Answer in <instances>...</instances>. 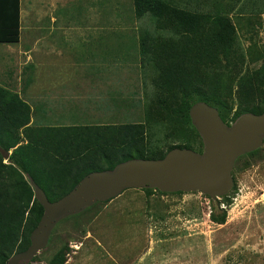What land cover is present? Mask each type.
Here are the masks:
<instances>
[{
	"label": "rangeland",
	"instance_id": "374dc122",
	"mask_svg": "<svg viewBox=\"0 0 264 264\" xmlns=\"http://www.w3.org/2000/svg\"><path fill=\"white\" fill-rule=\"evenodd\" d=\"M21 2L20 40L0 43V85L28 103L31 127L145 122L153 67L141 43L147 36L165 39L171 31L150 15L136 17L132 0ZM187 6L231 18L243 55L238 71L264 64V16L252 13L247 0H189ZM50 25L65 26L60 71L81 80L66 81L64 91L49 97L42 74L46 63L58 60ZM58 99L60 107L49 105ZM147 132V147L157 153L180 143L160 122ZM257 149L235 160L234 184L226 194L213 199L199 191L124 189L58 221L29 263L51 264L64 249L63 264H264V141Z\"/></svg>",
	"mask_w": 264,
	"mask_h": 264
},
{
	"label": "trees",
	"instance_id": "16d2710c",
	"mask_svg": "<svg viewBox=\"0 0 264 264\" xmlns=\"http://www.w3.org/2000/svg\"><path fill=\"white\" fill-rule=\"evenodd\" d=\"M132 1L136 17L150 15L171 31L165 39L147 36L141 43V53L153 67L145 122L34 128L28 103L0 85V146L12 149L7 162L0 154V264L28 248L43 213L29 178L53 201L91 171L112 169L130 158H160L174 147L201 152L202 140L189 116L196 102L216 107L228 125L243 113L264 111V64L238 71L243 55L227 14L190 9L189 0ZM0 5V43H16L20 0H0ZM234 86L238 103L232 113ZM158 122L180 141L159 153L147 147V130ZM64 253L58 250L50 263L63 264Z\"/></svg>",
	"mask_w": 264,
	"mask_h": 264
},
{
	"label": "water",
	"instance_id": "95a60500",
	"mask_svg": "<svg viewBox=\"0 0 264 264\" xmlns=\"http://www.w3.org/2000/svg\"><path fill=\"white\" fill-rule=\"evenodd\" d=\"M189 116L203 141L202 152L174 147L160 158H130L112 169L91 171L53 201L29 178L43 213L30 233L28 248L13 254L8 264H28L47 246L58 221L97 201L110 200L127 188L199 191L213 199L226 194L234 184L232 169L237 157L257 149L264 141V111L243 113L228 125L216 107L199 101L190 107ZM0 154L7 159L10 151L0 146Z\"/></svg>",
	"mask_w": 264,
	"mask_h": 264
},
{
	"label": "crops",
	"instance_id": "0c3cea01",
	"mask_svg": "<svg viewBox=\"0 0 264 264\" xmlns=\"http://www.w3.org/2000/svg\"><path fill=\"white\" fill-rule=\"evenodd\" d=\"M22 0H20V35H21V22H22ZM237 2H242V1H245V0H235ZM248 1V4H250V11L253 13H260L261 16H264V0H247ZM250 2V3H249ZM3 8V5H0V10H2ZM49 29V33H57V36L55 35H52V43H51V46H52V51L53 54H54V57L57 58L58 60L57 61H54L52 60L53 62H49V63H46L45 64V67H44V73L42 74V78H43V81H44V87L47 91V94H49V97L50 96H54V95H57L58 96V93L60 91H64V88H66V85H65V82L66 81H80L81 80V77H80V74H78L77 76L74 75V74H71V73H66L65 71H60V66L61 64L59 63V55L60 53L62 52V49L60 47V43L64 41L65 39V36L63 35H59V34H62L65 32V26H62V25H50L48 26ZM107 38V37H106ZM20 40V38H19ZM18 43V42H16ZM53 45L55 47H53ZM61 68L63 69V66H61ZM64 70H65V67H64ZM77 87V85L75 86ZM65 90H68V89H65ZM55 91H57L58 93H56ZM46 99L49 100L48 96L45 95ZM60 99H58L56 101L55 104H49L50 106L52 107H60ZM46 102H48L46 100ZM77 104V102L75 103ZM80 105V104H78ZM53 112H60V109H56L55 111H48V113H53ZM52 119H56V117H52ZM48 126V125H46ZM50 126H80L79 124H66V125H62L60 124L59 122H55V124L53 125H50ZM153 195V194H152Z\"/></svg>",
	"mask_w": 264,
	"mask_h": 264
}]
</instances>
